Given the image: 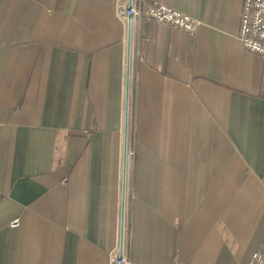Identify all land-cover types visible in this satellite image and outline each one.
<instances>
[{
    "label": "crops",
    "instance_id": "1",
    "mask_svg": "<svg viewBox=\"0 0 264 264\" xmlns=\"http://www.w3.org/2000/svg\"><path fill=\"white\" fill-rule=\"evenodd\" d=\"M127 1L0 0V264L120 252ZM154 1L201 23L131 21L124 252L248 264L264 246V58L239 38L244 0L143 12Z\"/></svg>",
    "mask_w": 264,
    "mask_h": 264
},
{
    "label": "built area",
    "instance_id": "2",
    "mask_svg": "<svg viewBox=\"0 0 264 264\" xmlns=\"http://www.w3.org/2000/svg\"><path fill=\"white\" fill-rule=\"evenodd\" d=\"M131 2V6H130ZM144 0H128L127 3L120 4L117 7V15L129 27V20L137 19L141 14L152 17L158 22H166L185 30L191 34H195L200 20L175 9L169 5L154 1L142 10ZM239 38L246 50L260 54L264 58V0H244L241 24L239 30ZM261 95L264 98V72ZM19 219L12 221L13 226L19 225ZM129 260L124 252L120 257V252L114 255L112 264H127ZM174 264H183L179 257H175ZM248 264H264V246L257 249L248 262Z\"/></svg>",
    "mask_w": 264,
    "mask_h": 264
},
{
    "label": "water",
    "instance_id": "3",
    "mask_svg": "<svg viewBox=\"0 0 264 264\" xmlns=\"http://www.w3.org/2000/svg\"><path fill=\"white\" fill-rule=\"evenodd\" d=\"M131 6V2H130ZM130 48H131V17L128 27V57H127V85H126V110H125V129H124V160H123V189H122V208H121V242L120 257L123 256L124 230H125V200H126V180H127V149H128V130H129V72H130ZM129 264V263H127Z\"/></svg>",
    "mask_w": 264,
    "mask_h": 264
},
{
    "label": "bare ground",
    "instance_id": "4",
    "mask_svg": "<svg viewBox=\"0 0 264 264\" xmlns=\"http://www.w3.org/2000/svg\"><path fill=\"white\" fill-rule=\"evenodd\" d=\"M136 25V24H135ZM129 157V156H128Z\"/></svg>",
    "mask_w": 264,
    "mask_h": 264
},
{
    "label": "rangeland",
    "instance_id": "5",
    "mask_svg": "<svg viewBox=\"0 0 264 264\" xmlns=\"http://www.w3.org/2000/svg\"><path fill=\"white\" fill-rule=\"evenodd\" d=\"M131 154V153H130Z\"/></svg>",
    "mask_w": 264,
    "mask_h": 264
}]
</instances>
